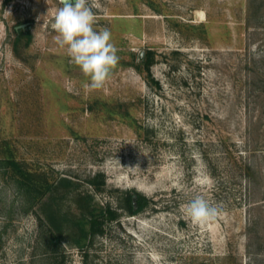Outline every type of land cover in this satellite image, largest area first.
Segmentation results:
<instances>
[{
    "label": "rangeland",
    "instance_id": "rangeland-1",
    "mask_svg": "<svg viewBox=\"0 0 264 264\" xmlns=\"http://www.w3.org/2000/svg\"><path fill=\"white\" fill-rule=\"evenodd\" d=\"M97 2L119 60L88 92L59 0H0V264H264V0ZM8 159L52 186L30 213ZM196 196L215 220L187 216ZM88 197L119 218L81 248Z\"/></svg>",
    "mask_w": 264,
    "mask_h": 264
},
{
    "label": "clouds",
    "instance_id": "clouds-1",
    "mask_svg": "<svg viewBox=\"0 0 264 264\" xmlns=\"http://www.w3.org/2000/svg\"><path fill=\"white\" fill-rule=\"evenodd\" d=\"M52 28L57 35L55 42L66 49L70 62L78 66L89 82L83 85L85 91L100 90L111 79L119 57L112 42L111 31L104 27L97 30V0H59ZM187 216L197 224L213 221L220 213L217 206L204 197L196 196L186 206Z\"/></svg>",
    "mask_w": 264,
    "mask_h": 264
},
{
    "label": "trees",
    "instance_id": "trees-1",
    "mask_svg": "<svg viewBox=\"0 0 264 264\" xmlns=\"http://www.w3.org/2000/svg\"><path fill=\"white\" fill-rule=\"evenodd\" d=\"M17 33L21 31L16 30ZM154 54L148 52L145 59L142 61L139 69H144L150 73L151 67L154 65ZM2 167L7 170L13 171L14 180L22 195L29 203V207L26 213H30L33 209L41 202V200L52 191V186L46 185L41 186L34 181L33 176L22 170L21 167L13 160H6L1 163ZM90 184L97 190L103 191L105 186V178L103 176H97L95 179L90 181ZM66 185H70L68 182ZM84 204H81V208L84 211L82 217L78 218L75 225L79 229V237L76 241V245L83 248L84 242L88 238H95L96 236L104 234V227L109 222L117 221L119 214L111 207L100 206L95 204L91 197H88ZM126 209L132 215H138L144 212L151 204V201L135 192H130L126 196ZM57 240V239H56Z\"/></svg>",
    "mask_w": 264,
    "mask_h": 264
},
{
    "label": "flooded vegetation",
    "instance_id": "flooded-vegetation-1",
    "mask_svg": "<svg viewBox=\"0 0 264 264\" xmlns=\"http://www.w3.org/2000/svg\"><path fill=\"white\" fill-rule=\"evenodd\" d=\"M28 25V23L26 24V26ZM22 27V26H21ZM21 27H18L17 29L21 28ZM26 29H28V27H26Z\"/></svg>",
    "mask_w": 264,
    "mask_h": 264
}]
</instances>
